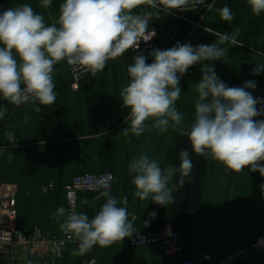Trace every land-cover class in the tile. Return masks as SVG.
Segmentation results:
<instances>
[{
	"label": "crops",
	"instance_id": "crops-1",
	"mask_svg": "<svg viewBox=\"0 0 264 264\" xmlns=\"http://www.w3.org/2000/svg\"><path fill=\"white\" fill-rule=\"evenodd\" d=\"M63 0H53L49 8L41 7V0H0V12L21 3L31 4L44 16L46 24L58 19ZM228 5L235 15L231 23L221 20L217 9ZM138 14L152 11L146 6L134 10ZM149 26L159 31L155 48L165 50L181 44L192 46L214 43L216 32L231 33L234 27L242 30L238 38L243 44L222 45L228 49L222 60L205 61L227 85L242 79L254 81L256 88L249 89L254 97L264 98V71L252 75L257 63H264V14L251 13L247 0H220L213 8L194 12L191 22L178 23L173 11L160 12ZM178 28L175 32L174 29ZM209 29L210 31H205ZM154 48V49H155ZM150 51L132 53L122 60L108 62L103 71L88 75L80 90L69 88L71 75L66 61L55 66L54 81L57 99L54 104L40 106L36 113L30 104L14 107L0 99V105L8 111L0 119V146L8 151L0 154V182L18 185L17 225L28 232L39 230L53 237L61 236L58 222L52 218L56 209L67 208L65 186L79 173L112 172L115 176L109 191L118 199L127 197V209L138 218L134 227L138 230L130 238L116 241L109 247L96 245L83 254L73 255L79 241L67 244L64 255L56 264H82L94 259L96 264H178V259L164 255L153 246L132 247L130 239L141 232L163 230L185 233L186 258L196 264H213L232 253L250 247L257 236L264 235V195L260 185L264 177L259 172L245 168L243 172L225 175L222 164L199 156L192 151L188 138L177 130L145 131L140 137L124 136L128 127L127 109L121 107L120 91L128 83L127 67L133 57L142 53L147 63L152 62ZM201 65H193L180 78L181 97L176 108L185 117L181 127H187L194 119V105L198 98L196 83L201 79ZM25 115L30 119H24ZM5 131L15 133L14 148ZM187 149L193 167L182 187L173 191L174 203L165 206L141 201L134 196L131 175L127 165L139 154L147 153L159 159L161 166L178 167L179 153ZM13 157L8 159V153ZM179 179V173L172 183ZM99 191H80L77 211L91 218L105 202L101 197L93 204ZM88 204H81L82 199ZM155 212V217L149 214ZM147 222V226H145ZM209 256L210 259H205ZM7 262L9 256L4 258ZM42 264L41 259L29 257L21 264ZM9 263V262H8ZM228 264H264V248L247 253Z\"/></svg>",
	"mask_w": 264,
	"mask_h": 264
},
{
	"label": "clouds",
	"instance_id": "clouds-1",
	"mask_svg": "<svg viewBox=\"0 0 264 264\" xmlns=\"http://www.w3.org/2000/svg\"><path fill=\"white\" fill-rule=\"evenodd\" d=\"M52 2L41 0V7L49 8ZM188 3L189 0H63L58 19L52 24H46L43 14L28 3L4 9L0 12V99L15 106L30 104L34 112L40 113V106L52 105L57 99L54 73L61 61L95 75L103 71L109 60L130 49L138 50L141 41L154 37L156 33L149 29V23L159 18L161 11L183 10ZM247 4L254 16L264 14V0H247ZM141 6L152 11H134ZM217 11L224 22L235 19L228 5ZM241 34L242 30L234 27L231 33L216 32L218 39L211 44L192 46L177 42L165 50L155 48L148 53L153 58L151 63L142 53L135 55L127 67L128 83L119 94L121 107L128 112L124 136L131 139L146 130L156 129L164 134L170 128H179L192 151L222 164L225 175L239 174L248 168L264 177V119H255L264 115V98L254 97L248 91L256 88L254 81L229 87L214 67L204 63L222 60L228 51L222 45L242 47L238 39ZM255 54L264 55L259 50ZM196 64L201 65L202 76L196 83L194 119L187 127H181L185 117L176 108L181 97L180 78ZM262 71L264 63H257L252 75ZM7 111L6 106L0 105V119ZM24 119L30 117L25 115ZM4 135L15 148V133L5 131ZM7 151V146H0V154ZM12 157L9 152L8 159ZM179 160L178 167H162L159 159L146 152L131 159L127 171L135 188L134 196L141 201L151 198V202L161 206L174 203L173 191L184 185L193 167L187 149L179 153ZM177 173L179 179L172 183ZM260 188L264 195V184ZM92 190L99 191L93 204L101 197L105 202L91 218L74 206L61 205L52 214L59 228L79 241L73 255L83 254L96 245L109 247L138 231L134 227L138 217L132 214L129 218L127 197L118 199L106 183ZM88 203L86 198L81 200L82 205ZM149 215L154 218L156 213Z\"/></svg>",
	"mask_w": 264,
	"mask_h": 264
},
{
	"label": "built area",
	"instance_id": "built-area-1",
	"mask_svg": "<svg viewBox=\"0 0 264 264\" xmlns=\"http://www.w3.org/2000/svg\"><path fill=\"white\" fill-rule=\"evenodd\" d=\"M219 1L202 0L201 2V0H189L186 8L173 11V17L178 23L191 22V15L194 12L206 8H213ZM149 29L154 30L156 35L147 42L141 41L138 50L130 49L124 55L114 60H109L108 62L122 60L132 53L151 51L154 49L159 31L152 26H149ZM174 31L177 32L178 28H175ZM68 67L71 75L69 88L73 91H78L80 90L82 81L91 73L84 71L78 65L68 64ZM246 81L248 80L242 79L228 86L240 87ZM255 119H264V115L256 117ZM114 178V174L109 171L79 173L75 175L65 186L67 208L74 206L77 211V198L80 191H98L92 189H99L101 183L108 184L110 188ZM17 193V184L0 182V264H21V262L32 256L41 259L42 264H56V261L63 257L67 244L76 241L77 238L63 231L61 236L49 237L37 229L28 232L19 228L17 225ZM129 245L132 247L153 246L159 249L164 255L177 258L178 264H196L184 255L185 233L183 231L166 232L163 230H153L141 232L130 239ZM262 248H264V235H259L250 247L232 253L228 257L213 264H228L247 253ZM6 255L9 256V263L4 259ZM82 264H96V262L94 259H91L83 261Z\"/></svg>",
	"mask_w": 264,
	"mask_h": 264
}]
</instances>
